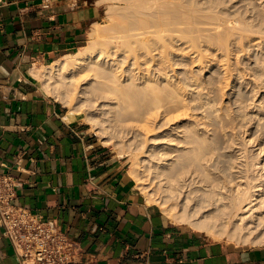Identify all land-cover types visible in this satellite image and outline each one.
<instances>
[{
    "label": "rangeland",
    "instance_id": "374dc122",
    "mask_svg": "<svg viewBox=\"0 0 264 264\" xmlns=\"http://www.w3.org/2000/svg\"><path fill=\"white\" fill-rule=\"evenodd\" d=\"M142 1L104 3L101 20L91 26L84 42L85 45L94 40L91 33L100 37L109 28H118L122 23L131 26L144 22L147 26L140 30L146 31L155 27L156 20L165 21L161 36L149 35L151 41H155L151 50L138 51V65L129 51L124 52L126 50H119L120 53L117 51L105 60L124 63L119 67L120 72H125L122 77L134 73L133 79L138 78L135 84L141 88L139 93L125 94L129 90L124 88L119 93L116 84L117 92H113L110 89L114 87L102 85L105 77L97 79V84L92 71L75 68L69 71H75L78 78L70 87L73 96H77L73 99L74 108L80 105L85 108V103L90 101L94 105L88 106V113L81 112L82 107L81 110L73 109V104L69 108L80 114L92 132L95 128L91 129L87 116L99 118L108 134L104 139L112 141L109 146L126 156L130 167L136 163L143 178V183L137 185L146 197L152 188L151 192L159 199L149 202L159 205L167 215L170 211H179L193 215L195 221L212 224L215 219L203 215L218 210L204 211L205 208L194 207L190 190L193 188V194H200L207 183L193 181L191 184L189 176L192 173L201 175L204 167V171L209 170L207 173L216 174L217 180L221 178L217 185H222L219 181L226 177L227 182L233 175L235 177L234 166L243 163L253 182L261 179V171L253 164L258 159L264 161V149L260 151L264 148V0H173L167 7H164L166 0ZM115 72L122 74L119 70ZM122 77L117 81L127 82L124 81L126 77ZM146 78H151L150 82L156 79L157 86L167 84V87L152 90L153 86L150 89L148 84L146 88ZM86 82L93 83L89 88L95 89H91L89 95H82L79 91ZM52 86H44L46 92L62 101L63 91L55 92ZM97 89L107 91L111 99L103 92L108 99L103 100V94ZM92 92L102 96L101 100L95 101ZM99 103L106 105L101 114L96 108ZM191 133L196 134L191 139L198 140L192 141L194 144L187 142ZM178 140L184 141L181 147H177ZM249 140L253 142L248 144ZM147 147L153 149L150 151L153 156H146ZM169 162L173 164L168 166ZM167 172L174 175L170 181L165 178ZM182 173L190 185H186L182 195L177 197L168 188L181 179L177 177ZM210 187L206 189H212ZM184 193L189 196L183 198ZM256 222L248 223L253 225L252 233L229 227L217 230L216 236L206 234L233 245L264 244V223Z\"/></svg>",
    "mask_w": 264,
    "mask_h": 264
},
{
    "label": "crops",
    "instance_id": "0c3cea01",
    "mask_svg": "<svg viewBox=\"0 0 264 264\" xmlns=\"http://www.w3.org/2000/svg\"><path fill=\"white\" fill-rule=\"evenodd\" d=\"M0 0V172L15 203L57 218L79 241L75 264H264V244L233 245L173 222L119 155L32 68L84 45L98 0ZM92 129V128H91ZM0 264H21L0 226Z\"/></svg>",
    "mask_w": 264,
    "mask_h": 264
},
{
    "label": "bare ground",
    "instance_id": "6f19581e",
    "mask_svg": "<svg viewBox=\"0 0 264 264\" xmlns=\"http://www.w3.org/2000/svg\"><path fill=\"white\" fill-rule=\"evenodd\" d=\"M116 2H117V0H98L99 4L100 3H102V4L106 3V4L110 5V4H113ZM143 2L144 3H150L149 0H143L142 3ZM169 2H173V0H166L164 7H167V4ZM184 17L185 16H182V18H184ZM164 22L165 21L156 20L154 22L155 27H153L152 29H148L146 31H141L140 28L147 26V23L136 22V23L132 24L131 26L126 24V23H122L121 25H118V28H113V27L109 28L107 30V33L100 36V37L92 35V33H91V36H93L94 40H92L89 44H85V45L81 46L77 51L70 52V53L68 52L67 54H64L63 56L56 58V59H54L48 63L37 65V66L32 68V72L37 78L40 79V81L44 84L45 87L46 86L48 87L49 85H53L52 88L54 89L55 92H59V91L62 92L63 91V96L61 98L63 99L62 101L68 107H69V105L71 106L73 104V107L71 106L73 109H76V110L82 109L81 112L83 111L85 113H88V111H87L88 106L94 105V103H92L93 101H90L89 103H85L87 106L85 108H83L84 105H80L79 107L77 106L74 108V105H75L74 102L75 101L73 99L75 97L77 98V96L76 95H75V97L73 96L74 94L71 91L70 87H71V85L76 83L75 81L78 78L76 77L75 71L73 73H69V71L70 70L72 71V69H75V68L76 69L79 68L80 71L81 70L92 71V73H94V76H96V83L97 84H98L97 79L102 80L103 79L102 77H105L103 80L105 82H103V84L102 83L101 84L108 86L110 88L114 87L116 84L117 89H119V93L122 90V88H124L125 90L126 89L129 90L128 91L129 93L124 91L123 93L126 92L125 94H133V91H134V93H139V90L141 88L138 87L137 83L135 84V82H136L135 80H136L137 76L135 79H133V77H135L134 73H127V74H125L126 78L122 77V75L125 73V72L124 73L120 72L119 67H121L122 62L119 63L116 59H114V61L116 60L118 63L117 62H115V63L114 62H108V61L105 62V60L107 58H109L111 55L116 54L117 51L119 52V50H123V51L126 50L124 52L129 51L134 57L133 58L134 63L138 65V63H139L138 58H137L139 56L138 51L141 49H146L148 51L151 50L152 45L155 43V41L152 42L151 38H149V35L151 33H155L156 35L161 36V33L163 32V27H161V26L164 24ZM165 27H166V25H165ZM124 52H123V54H125ZM125 57L127 58V55ZM118 60H120V59H118ZM129 60L131 61V59H129ZM113 68H115V69H113ZM114 70L115 71L119 70V73H122V74L119 75L118 72H115ZM127 72H128V70H127ZM67 73H69V74H67ZM119 76H121L123 79L125 78L124 81L127 80V82L124 83L122 80L117 81V78L121 79V77H119ZM106 78H110V79L108 80ZM146 80H147V81H145L147 84V85L145 84L146 88L148 87V84H150L148 88L153 86L152 90H160L161 88L167 87V84L162 85L161 82H160L161 85L157 86V84L159 82L157 83L156 79H155L156 82L155 81L153 82V79H152L153 83L150 82L151 78H149V79L146 78ZM121 81L124 84L123 83L121 84L120 83ZM99 83H100V81H99ZM155 83H157V84H155ZM92 84H90L89 82H86V86L81 87L79 92H81L82 95L91 94V91H93L91 89H95L92 87L89 88V86L94 85V84L93 85ZM119 85L123 86V87H120ZM134 85H135V87H134ZM98 86H100V85H98ZM94 87H96V86H94ZM131 87H132V89L133 88L134 89L132 90ZM136 87H138V88H136ZM101 88H102V86H101ZM135 88L137 90H135ZM117 89L114 87L110 90H112L113 92L114 91L117 92L116 91ZM96 91L94 93H97ZM122 91H121V93H122ZM99 92H101V94H103V92H104V93L108 94L109 96L107 97V95L104 96L105 94H103L104 98H102V96H100V95L95 96L94 93L92 92L93 95L95 96V101L101 100V98L103 100H106L107 98L111 99V95L109 93H107V91H105V90L101 91V89H100ZM108 92H110V91H108ZM96 108H97V113L101 114L102 113L101 111H103L104 108H106V105L99 103ZM71 111L74 112V110H71ZM87 117H88V120L90 121V123L92 124V127H93L92 129L95 128L94 130L95 131L97 130L96 133L100 135V137L102 138V141L105 144L109 145L112 141L104 139V138H107L108 134H107L106 128L101 127V123L99 121V118L90 116L89 114ZM194 132H196V131H194ZM189 136L191 139V137H193V138H194V136L196 137V134H192ZM193 138L191 140L190 139L187 140V142H192L194 140ZM197 138H199V137L197 136ZM195 140H196V138H195ZM197 141H193V142H197ZM178 142H179V145L177 147H181L182 146L181 142H184V141L178 140ZM247 142H248V144H251L253 141L249 140ZM193 148H196V147L193 146ZM263 149L264 148L261 147L260 151L263 152ZM152 150H153L152 148L147 147V149L145 151L147 154L146 155L147 157L153 156V153L150 152ZM159 153H160V151H159ZM258 160L253 164L255 166V168H259V171H261V174L259 176V178H261V179L258 180L257 182H253L250 179V177L247 174L248 169L245 168L246 165H244L243 163L234 166V168H236V169H234L232 171L233 172L235 171V173H236L235 177H233L234 176L233 175L232 178L230 180H228L227 182H225L226 177L224 178L223 181H221L222 179L219 178V179H221L219 182H222V185H217L219 179L217 180L216 176H214L216 174H213L212 172L211 173L213 175L210 173H207L206 171L208 169H205L206 171H204V167H203V170L201 171V172H203L202 174L200 173V171H198L201 175L194 176L195 174H197L194 172L189 176L190 177L189 182L191 184L193 181H196V182H200L203 184L207 183L206 188H208L210 186L212 187V189H210V190L203 188L204 190L200 194H193V190H192L193 188L190 190V192L192 194V195H190V197H192L195 200V203H194L195 206L194 207H197L199 210H202L205 208L204 211H206L208 209L212 210L213 208H216V210H218V212H216V213L208 212V213L203 215L205 217L214 218L215 221L212 224L195 221L196 218H193V215L181 213L179 211H170L168 213L169 218L175 223L188 224L190 226L195 227L198 230H201L205 233H208L211 236H216L215 233L217 232V230H220L221 228H227L228 229L229 227L234 228V231L237 228H241V229H245L248 232L252 233L253 230L251 227H253V225L252 224L249 225L248 223H254L256 221H258V223H261V222L264 223V161H261V160L258 161ZM135 164L136 163L134 162L131 165L130 172L134 176V178L137 180V182L143 183V178L141 177L140 172H139V170ZM172 164H173V162H169L167 165L169 166ZM197 169H199V168H197ZM164 174H165V178L169 181L174 176L171 172H167ZM185 176L186 175L183 173L178 175L177 179H180V178L181 179L178 180L175 184L171 183L169 185L168 189L172 190V192H175L177 197L182 195L186 185H188V186L190 185V183L187 182V179L185 178ZM229 181H230V183H229ZM256 187H257V189H256ZM152 190L153 189L150 188L147 191L148 192L147 193L148 194L147 195L148 201L159 200L158 197L155 196V193L151 192ZM258 190L261 192L257 193ZM187 196H189V194L184 193L183 198L187 197ZM209 218H207V219L209 220Z\"/></svg>",
    "mask_w": 264,
    "mask_h": 264
},
{
    "label": "built area",
    "instance_id": "2783aa9c",
    "mask_svg": "<svg viewBox=\"0 0 264 264\" xmlns=\"http://www.w3.org/2000/svg\"><path fill=\"white\" fill-rule=\"evenodd\" d=\"M49 6L48 0L44 3ZM16 178L0 172V226L21 264H75L82 257L78 240L69 236L57 218L41 215L15 203Z\"/></svg>",
    "mask_w": 264,
    "mask_h": 264
}]
</instances>
